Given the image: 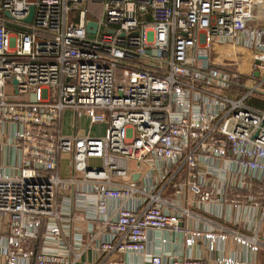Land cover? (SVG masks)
<instances>
[{
  "label": "built area",
  "instance_id": "2783aa9c",
  "mask_svg": "<svg viewBox=\"0 0 264 264\" xmlns=\"http://www.w3.org/2000/svg\"><path fill=\"white\" fill-rule=\"evenodd\" d=\"M243 52L251 64L221 62ZM262 85L264 0H0L4 264H75L86 248L142 255L148 231V264H209L162 248L168 235L264 247L183 223L213 226L205 205L228 182L247 190L264 177ZM64 109L105 124L103 135L63 133Z\"/></svg>",
  "mask_w": 264,
  "mask_h": 264
},
{
  "label": "crops",
  "instance_id": "0c3cea01",
  "mask_svg": "<svg viewBox=\"0 0 264 264\" xmlns=\"http://www.w3.org/2000/svg\"><path fill=\"white\" fill-rule=\"evenodd\" d=\"M92 6L94 7L95 5ZM220 51L222 52V49ZM81 131H85V129L81 128L78 132ZM63 133L65 132L63 131ZM2 163L0 154V164ZM249 188L255 194L254 199L247 198L244 194ZM249 188L244 190L243 187H240L238 178L232 179L228 182L225 195L221 197V201L210 202L205 205V214L212 218L213 226L209 227L207 223L194 217L183 218V223L189 229L198 228L201 231L210 230L217 233L221 230L220 226H226L248 235H256L259 239L264 240V177L252 179ZM231 199L236 200V202H232ZM74 225L82 231L85 230V223L76 221ZM152 239L153 232L148 231L146 252L142 255L111 254L104 260L100 251L86 248L83 249L80 258L75 264H108V262L148 264L147 253L158 249ZM161 247L176 255L205 258L209 264H216L215 259L221 256H230L241 261L253 262V264H264L263 246L253 252L238 245L232 237H228L224 241L216 240L214 248L209 249L207 239L202 236L198 237L192 246H185L181 236L168 235V242ZM0 264H4L2 255H0ZM29 264H31V261H29Z\"/></svg>",
  "mask_w": 264,
  "mask_h": 264
},
{
  "label": "rangeland",
  "instance_id": "374dc122",
  "mask_svg": "<svg viewBox=\"0 0 264 264\" xmlns=\"http://www.w3.org/2000/svg\"><path fill=\"white\" fill-rule=\"evenodd\" d=\"M96 7V6H94ZM211 57V56H210ZM229 60L236 62V67L239 68L242 65L251 64V60L248 56L247 52L238 53L235 57L234 55H230L228 57L221 56V62H228ZM212 64L216 66H220L218 61L212 60ZM244 71H246L244 69ZM261 91L264 90V85L260 87ZM255 101V99H253ZM89 116L84 111H75L73 109H64L62 113V130L67 133V135L72 134L73 125L78 132L81 128L85 129V133H89L92 136H100L103 135L105 124L95 123L89 124ZM65 155H63L64 159ZM65 167V164L62 166Z\"/></svg>",
  "mask_w": 264,
  "mask_h": 264
},
{
  "label": "water",
  "instance_id": "95a60500",
  "mask_svg": "<svg viewBox=\"0 0 264 264\" xmlns=\"http://www.w3.org/2000/svg\"><path fill=\"white\" fill-rule=\"evenodd\" d=\"M5 15H6L7 17H10L9 12H7V11L5 12ZM32 15H33V8L31 7V8H30V11H29V13H28V15L24 18V21H25V22H29V21L31 20ZM86 27H87V29H88L89 31H91L90 28H91V27H94V23H93V22H88L87 25H86ZM92 31H93V30H92ZM255 74L257 75V73H255ZM13 82L15 83L16 81L13 80Z\"/></svg>",
  "mask_w": 264,
  "mask_h": 264
},
{
  "label": "trees",
  "instance_id": "16d2710c",
  "mask_svg": "<svg viewBox=\"0 0 264 264\" xmlns=\"http://www.w3.org/2000/svg\"><path fill=\"white\" fill-rule=\"evenodd\" d=\"M8 26L9 27H13L14 26V23L12 21H10ZM255 99H257V98H255ZM254 104L257 105V106H259V107H264V102L263 101H260L258 99L254 101Z\"/></svg>",
  "mask_w": 264,
  "mask_h": 264
},
{
  "label": "bare ground",
  "instance_id": "6f19581e",
  "mask_svg": "<svg viewBox=\"0 0 264 264\" xmlns=\"http://www.w3.org/2000/svg\"><path fill=\"white\" fill-rule=\"evenodd\" d=\"M30 11V10H29ZM91 22V21H90ZM16 81V80H15ZM14 83V82H13ZM16 83V82H15Z\"/></svg>",
  "mask_w": 264,
  "mask_h": 264
}]
</instances>
